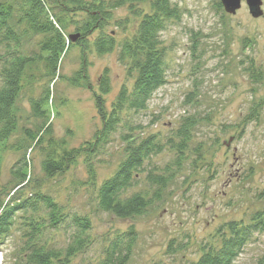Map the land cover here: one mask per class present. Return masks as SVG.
<instances>
[{"label": "rangeland", "instance_id": "1", "mask_svg": "<svg viewBox=\"0 0 264 264\" xmlns=\"http://www.w3.org/2000/svg\"><path fill=\"white\" fill-rule=\"evenodd\" d=\"M149 1L134 6L149 12ZM171 1L180 8L181 17L168 21L161 33L167 49L166 83L153 93L145 110L124 111L122 116L134 127V135L156 134L164 143L185 119L192 118L194 125L180 169L161 190L160 198L140 216L118 218L97 205L98 186L123 158L121 133L125 127L111 134L102 162L95 163L94 185L87 181L83 159L52 178L45 177L40 166V147L48 138H65L69 147L78 146L90 140L100 126L93 92H98L105 68L110 78L107 110L122 85L131 87L133 79L118 60V42L135 32L139 18L127 6L114 10L107 31L115 34L117 46L105 55H97L93 48L87 51L84 59L89 85L82 81L74 85L69 79L82 63L76 45L61 58L56 76L45 75L43 62L25 70L14 105L17 128L0 145V185L9 181L11 167L25 157L29 165L26 194L37 187L52 195L65 213L89 217L90 244L70 258L69 264H97L107 241L131 225L137 238L126 264H189L205 246L216 243L219 226L229 221L248 224L264 207V0L259 17L250 15L245 2L234 14H228L220 0ZM117 21L124 26H117ZM64 32L75 33L71 24ZM40 38L23 39V49L36 51ZM44 89L50 93L44 124L49 132L35 144L30 135L39 133L42 120L33 115L30 99L38 98ZM174 156V149L165 146L149 159L147 168L162 172L172 165ZM155 189L141 176L131 190L150 196ZM69 237L70 229L63 227L52 231L49 240L63 247ZM21 244L16 225L0 244V264H12ZM263 250L264 232H254L233 264H255Z\"/></svg>", "mask_w": 264, "mask_h": 264}, {"label": "trees", "instance_id": "2", "mask_svg": "<svg viewBox=\"0 0 264 264\" xmlns=\"http://www.w3.org/2000/svg\"><path fill=\"white\" fill-rule=\"evenodd\" d=\"M146 0H3L0 1V145L6 142L17 128L15 102L22 89L26 68L43 62L46 76H56L58 64L67 50L80 47L82 63L69 79L72 84L86 82L85 54L93 48L97 55H105L117 46L116 36L107 27L117 8L127 6L139 21L135 32L118 42V60L126 67L133 79L128 88L122 85L115 101L107 110L105 96L110 91L108 69L99 77L98 92H93L94 107L100 126L90 140L69 147L65 138L49 139L41 146V170L45 177L52 178L64 173L69 166L83 159L87 168V181L96 184L95 163L102 162L101 154L110 143L111 134L124 128L121 140L124 143L123 158L111 176L97 188V205L102 211L118 218H133L144 214L169 180L180 169L183 150L194 125L192 118L185 119L166 143L156 134L134 135V127L123 119L124 111H143L153 93L166 83L167 49L161 39L168 21L179 20L180 8L171 0H150L149 12L139 10L136 4ZM80 19H76L77 15ZM68 16V17H67ZM71 24L77 35L75 41L65 34ZM117 26L121 22H116ZM96 33L93 40L90 38ZM41 36L36 51L23 49V39ZM48 89L38 98L30 99L33 115L42 120L39 133L30 135L40 144L42 135L49 132L45 126L49 114ZM29 133V132H28ZM178 140L175 142L174 140ZM165 146L175 151L174 162L162 172L156 167L148 169L149 159L162 152ZM23 146L18 147V149ZM20 158L10 169V179L0 185V244L9 237L12 229L22 237L20 250L12 264H69L70 258L90 244L89 217L65 213L63 207L48 193L34 187L26 194L29 184V165ZM158 171V172H157ZM143 176L148 184L155 185L150 196L145 192L132 191ZM69 228V241L63 247L50 242V233L60 228ZM254 232H264V207L255 212L248 224L229 221L217 228L216 243L204 247L197 260L189 264H233L243 251ZM137 234L131 225L124 232H116L104 246L103 256L97 264H126ZM255 264H264V250Z\"/></svg>", "mask_w": 264, "mask_h": 264}, {"label": "water", "instance_id": "3", "mask_svg": "<svg viewBox=\"0 0 264 264\" xmlns=\"http://www.w3.org/2000/svg\"><path fill=\"white\" fill-rule=\"evenodd\" d=\"M242 2H245L252 17L262 15V0H220L224 11L228 14H234L240 8ZM76 37L77 35H69L71 41H75Z\"/></svg>", "mask_w": 264, "mask_h": 264}, {"label": "built area", "instance_id": "4", "mask_svg": "<svg viewBox=\"0 0 264 264\" xmlns=\"http://www.w3.org/2000/svg\"><path fill=\"white\" fill-rule=\"evenodd\" d=\"M0 257H1V252H0ZM1 261V260H0Z\"/></svg>", "mask_w": 264, "mask_h": 264}]
</instances>
